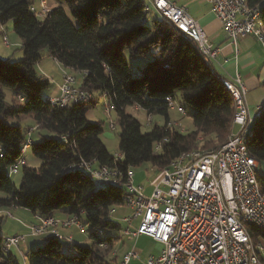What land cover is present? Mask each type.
<instances>
[{
    "label": "trees",
    "instance_id": "16d2710c",
    "mask_svg": "<svg viewBox=\"0 0 264 264\" xmlns=\"http://www.w3.org/2000/svg\"><path fill=\"white\" fill-rule=\"evenodd\" d=\"M56 2L41 19L31 11L35 0H0V24L13 22L23 53L18 61L0 57V192L4 194L0 197V264H21L12 252L3 251L2 224L8 213L3 212L13 208L29 210L39 218L56 217L57 212L85 216L92 227L90 244H74L70 252L63 250L55 235H47L44 246L25 253V264H113L119 238L104 232L122 230L111 210L123 206L125 188L101 185L79 165L93 162L126 174L132 167L151 163L160 172L184 152L219 148L234 129L235 100L194 41L163 18L148 24L145 0ZM248 2L260 8L264 22V0ZM44 48L62 66L86 71L82 88L105 95L116 110L122 160L116 161L101 139L103 123L88 119L98 96L68 107L47 100L51 82L35 68ZM126 53L132 58L153 57L133 74ZM5 89L13 92L19 106L6 100ZM177 94L195 111L191 132L170 125L167 98L176 99ZM129 106L148 116H162L165 123H156L145 133L141 122L127 112ZM26 119H33L36 130H47L51 136L33 140L32 152L42 163L38 169L25 166L17 188L9 168L21 156L32 129L20 124ZM165 138L162 151H156V143ZM246 145L259 162L257 180L264 192V111L254 120ZM247 231L255 243L264 241V227L249 223Z\"/></svg>",
    "mask_w": 264,
    "mask_h": 264
},
{
    "label": "built area",
    "instance_id": "2783aa9c",
    "mask_svg": "<svg viewBox=\"0 0 264 264\" xmlns=\"http://www.w3.org/2000/svg\"><path fill=\"white\" fill-rule=\"evenodd\" d=\"M206 1L236 53L239 39L249 35L264 47V22L258 6H251L248 0ZM145 3L147 21L153 10L159 13L194 41L214 67L220 50L213 46L199 21L186 7L172 0H145ZM31 11L44 17L50 8L46 0H40L39 6L32 4ZM3 41L8 45L6 35ZM86 75V71L63 70L59 96H48L47 100L60 107L93 101L96 94L82 88ZM221 80L234 97L236 112L234 129L219 148L182 153L148 185L135 183L132 168L124 174L118 168L98 166L93 162L83 161L79 165L99 184L125 188L123 207L129 214L122 217L126 225L121 230L122 236L134 241L146 235L163 244L161 253L148 257L147 264H264V241L255 243L247 231L249 223L264 227V192L257 180L259 162L246 145L248 129L253 123L247 103L248 86L239 72L234 77H221ZM102 97L106 99L105 95ZM167 100L171 110L185 113L176 99L168 97ZM111 107L108 103L106 110ZM263 111L264 105L259 106L255 118ZM152 119L153 116H148V125ZM111 128L115 129V125ZM33 131L30 130L22 146L21 156L9 168L10 176L27 166L26 153L33 143L30 135ZM167 141L165 138L157 142L155 150L162 151ZM122 159L121 153L115 156L116 161ZM7 214L13 216L10 212ZM114 214L115 209L111 210V215ZM60 227H77L85 232L79 215H68L64 219L49 216L32 224L30 235H55L63 243V250L71 251L73 238L62 234ZM25 241V235L5 237L3 251L9 254L12 248L20 249ZM137 257L134 250L128 251L119 264H132Z\"/></svg>",
    "mask_w": 264,
    "mask_h": 264
},
{
    "label": "rangeland",
    "instance_id": "374dc122",
    "mask_svg": "<svg viewBox=\"0 0 264 264\" xmlns=\"http://www.w3.org/2000/svg\"><path fill=\"white\" fill-rule=\"evenodd\" d=\"M48 2V6L50 9L53 7L57 6L56 0H46ZM40 0H35V5L39 6ZM67 10V9H66ZM68 12V10H67ZM150 20H148V24L152 25L154 20L156 19H161L162 16L159 13H151L150 15ZM43 16H40L42 19ZM4 30L6 32L8 31V34L6 33V37L9 38V42L11 44V49H10V54L13 55L12 59L15 61L21 60L22 59V50H21V45H17V41H20L21 39L19 38L18 34L14 31V26L13 22H9L5 27ZM3 37L0 36V44L2 43ZM48 48H44L41 51L42 55V60L41 63L36 65V71L38 72L39 75L42 74H48L50 75V78H58L61 75H63V70L68 71L69 68H66L62 66L59 62H56L53 58H50L48 55ZM126 59L130 64L131 67V72L133 74L142 71L145 66L148 64V62L152 59V54H149L146 57H141V58H132L128 53L125 54ZM41 68L44 71V73L41 72ZM71 72V71H69ZM51 85L56 86L57 85V79H54V81H51ZM52 87L49 88V91L47 90L45 92V95L50 92ZM6 93V100L12 104L13 106L17 107L20 105V103L17 101V98H14V94L10 89H5ZM99 98V103L92 108L89 113H88V119L92 122H102L103 124V133L101 135V139L105 143L106 147L108 148L109 152L114 155L118 156L120 154V125L118 124V116L116 113V110L111 107L109 111L106 110V105L107 100L104 99L103 97H100L99 95H95V97ZM15 99V101H14ZM177 103L181 104L183 108L185 109V113L181 114L177 110H170V116H171V125L175 127L176 129L182 131V132H191L194 130V125H193V119L192 115L195 113L194 109L187 105L180 94H177L176 98ZM127 112L134 117H136L142 124V130L143 132H149L153 126L158 123V124H164L165 119L162 116L159 115H153V119L148 125V114L136 107V106H129L126 108ZM255 116H253V123L255 120ZM12 124L17 123L16 120L11 121ZM253 123L248 129V134L252 132L253 130ZM20 124L23 125V127H31L34 131L30 134L31 138L35 141H39L43 138V136H51V132L44 130V131H39L34 129L35 127V122L33 119H26L23 121H20ZM115 125V129L111 128V125ZM176 124V126H175ZM26 160H27V166L30 168H39L41 166L42 161L37 158L33 152L32 149L30 148L27 153H26ZM132 170L135 173V183L138 184H146L148 185L158 174V169L153 166L151 163H143L139 166L132 167ZM23 176V170L11 176L14 184L16 185L17 188L20 187L21 180ZM4 196L2 192H0V197ZM18 213H16L15 209H12L10 212L13 214V216H9L7 213L5 214V218L2 224V233L4 237H9V236H14L17 234L24 233L26 231L25 227L29 229L30 223L33 221V214H26L27 212H22L24 211L23 209H18ZM129 214V210L123 206H119L115 208V214L113 215V218L115 220H118L122 228H125L126 225L122 222V217L126 216ZM83 224L85 226V232H82V236H79L77 238L76 244L80 245H88L90 244V234L92 232V227L86 220L85 216H82ZM31 231H29L30 233ZM105 234L107 233L108 235H112L115 237H121L122 232L121 231H115V230H107L104 232ZM49 234L43 235V236H38L36 240H38L40 243H42L41 246H44L46 237ZM24 245V244H23ZM22 246V245H21ZM20 246V247H21ZM19 262L21 264H25L23 261L22 256H19Z\"/></svg>",
    "mask_w": 264,
    "mask_h": 264
},
{
    "label": "crops",
    "instance_id": "0c3cea01",
    "mask_svg": "<svg viewBox=\"0 0 264 264\" xmlns=\"http://www.w3.org/2000/svg\"><path fill=\"white\" fill-rule=\"evenodd\" d=\"M172 1L187 8L189 13L199 21L213 46L220 50L218 58L214 62L213 67L216 73L221 77H234L237 72L241 74L243 80L248 86L247 103L250 110V115L252 117L255 116L257 108L261 105H264V47L262 43L252 35L240 38L238 41V53H236L235 47L230 43L226 33L223 30L221 22L219 19H217L216 15L212 11L211 5L206 0ZM152 12L156 13L154 10ZM6 25L0 24V36H2L3 39L6 33L8 34V31L6 32V30H4ZM16 43L17 45L22 46V40L17 41ZM10 49L11 44L9 42V38L8 45H6L2 40V43L0 44V57H13V55L10 54ZM48 56L52 58L50 54ZM68 71L72 72L73 70L69 69ZM41 72L44 73L42 68ZM42 76L45 79H48L50 82L54 81V79H57V85L53 87L51 85L52 89L49 93H47V97H58L60 94L62 75L54 79L50 78V75L48 74H42ZM13 209H15L16 213H18V209L22 208ZM23 210L24 211L22 212H27L26 214H28V212L29 214H33V221L28 226L29 229L25 227L26 231H24V233L17 234L26 236L25 244L22 245L20 249L12 248L11 252L18 258L19 256H22L24 261L25 253L30 249L41 246L42 243L36 240L38 237L32 236L29 233L30 226L39 222V216L29 210ZM10 211L5 210L3 213L5 214L6 212ZM65 217H67V214L64 212L56 213V218L64 219ZM59 230L64 235L72 236L73 245L76 244L77 238L82 236V232L77 227H71L67 229L60 227ZM118 238L119 239L116 243L113 264H119L123 255L131 250H134L138 254V257L133 260L132 264H147L148 257L158 256L163 249L162 243L146 235H141L134 241H131L124 236H118Z\"/></svg>",
    "mask_w": 264,
    "mask_h": 264
}]
</instances>
